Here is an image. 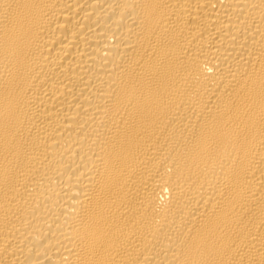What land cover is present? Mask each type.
Segmentation results:
<instances>
[{"label": "bare ground", "instance_id": "1", "mask_svg": "<svg viewBox=\"0 0 264 264\" xmlns=\"http://www.w3.org/2000/svg\"><path fill=\"white\" fill-rule=\"evenodd\" d=\"M0 264H264V0H0Z\"/></svg>", "mask_w": 264, "mask_h": 264}]
</instances>
